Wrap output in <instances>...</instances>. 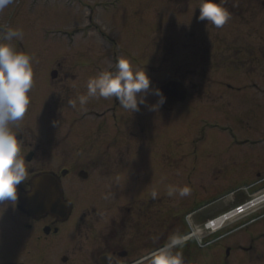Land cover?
Returning <instances> with one entry per match:
<instances>
[{
	"label": "rangeland",
	"instance_id": "1",
	"mask_svg": "<svg viewBox=\"0 0 264 264\" xmlns=\"http://www.w3.org/2000/svg\"><path fill=\"white\" fill-rule=\"evenodd\" d=\"M187 7L188 0H13L0 10L2 24L23 33L22 38L14 39L17 51L33 58L31 102L23 120L13 129L22 132L25 140L34 144L33 160H27L28 152L23 148L20 152L29 170L27 181L33 171L61 170L71 167L73 158L99 152L96 151L99 142L93 148L90 142L84 143L80 150L74 142L100 130L96 126L101 119L99 113L109 106L108 114L113 120H108L109 128H103L101 133H106L110 142L108 150L115 159L112 165L116 168L121 163L125 149V170L137 175L135 188L125 191V202H137V196L153 190L161 193L158 206L167 207L161 202L170 200L176 211L203 202L197 207L200 211L194 213L201 229L205 228V219L234 208L249 199L254 189L264 185V64L236 63L227 65V70L212 71L214 85L210 91L209 84L200 76L202 69L198 64H193V72L186 64L165 69L172 61L168 48L166 55L162 52V56L168 58L162 69L161 66L153 68L155 63L148 60L149 56H154V53L149 55L154 52V46L149 45L158 27L154 18L161 24L157 32L166 33ZM156 10H160L159 15ZM258 20H263L264 24V12L258 15ZM176 22L181 28L189 23L187 16L179 17ZM258 41L264 42V39ZM118 57H127L134 66L145 67L153 89L171 77L184 79L182 76H187V84L193 79L200 81V85L203 82L207 88L191 90L188 100L173 111L162 107L150 111L141 105V110L132 114L122 109L114 97L90 98L86 105L80 106L78 97L86 94L89 78L101 71L114 70ZM53 69L58 72L56 78L51 76ZM178 69L180 73L175 74ZM158 70H162L163 79L156 77ZM146 99L148 104H155L159 97L149 94ZM69 100L76 101L75 108ZM73 177L71 174L64 178V183L66 186L69 183L68 191L75 200L94 201L96 193L82 189V183L71 180ZM261 179L262 183L253 186ZM245 184L250 186L248 190ZM170 186H188L191 194L181 198L177 193L170 198ZM112 200L122 201L123 193H115ZM204 205L208 206L201 209ZM83 207L78 204L76 209ZM106 208L99 210L106 214ZM76 209L73 217L79 216ZM107 211L113 214L116 209ZM259 213H264V207L246 218ZM9 216L20 217L18 206L17 209H0V226L5 219L10 223ZM48 220L40 224L45 225ZM244 221L245 218L236 222L234 219L235 223L229 222L224 230ZM181 230L182 234L189 230L187 222L178 233ZM196 243L194 239V248L201 251ZM223 245L233 248L232 264L264 262V215L233 231L227 239L215 242L208 249L202 248L204 262L216 261L224 252ZM7 249L8 246L0 243V258L7 255ZM10 258H1L0 263L10 264L3 263Z\"/></svg>",
	"mask_w": 264,
	"mask_h": 264
},
{
	"label": "flooded vegetation",
	"instance_id": "2",
	"mask_svg": "<svg viewBox=\"0 0 264 264\" xmlns=\"http://www.w3.org/2000/svg\"><path fill=\"white\" fill-rule=\"evenodd\" d=\"M199 2L200 0H188V10L177 15V20L181 16L188 18L189 23L182 25V28L176 20L169 32H157L160 31L161 24L154 18L158 27L153 31L154 40L149 45L150 48L154 46L152 52L154 56H149V61L157 63L162 69V65L168 60L165 57L168 48L172 54V61L167 63L169 66L165 69L175 64H182L190 66L189 70L193 72V64H198L202 69L200 76L209 84L207 87L210 91L214 85L211 78L212 71L227 70V65L236 63L264 64V42L258 41L264 39L263 20H258V15L264 12V0H223V6L229 12L227 20L229 24L225 23L221 28L208 25L206 20L198 19ZM259 6H262V10ZM156 12L159 15L160 10ZM11 42L17 50L15 40ZM162 52L165 53L164 57ZM208 65L214 67L210 69ZM161 71H158L157 77L161 78ZM176 73L179 74L180 69L176 70ZM175 74L173 76H178ZM183 77L182 80L185 82L187 76L181 78ZM190 82H188L190 85L185 82L189 92L203 91L207 88L204 87L203 82L201 85L200 81L193 79H190ZM109 109L106 107L99 113L101 119L96 125L99 131L74 142L79 150L84 143L90 142L93 148L95 143L99 142V148L96 149L99 152H89L73 158L72 166L67 167L69 171L63 176L66 179L73 174L71 180L82 183V189L96 193L95 200H75L74 208L79 204L85 209L77 210L79 216H72L66 221L46 217L50 220L45 225H41L40 222L46 218L36 220L22 211L20 217L9 216L10 223L5 219L0 226V243L9 247L6 251L7 255H2L1 258L11 256L9 262L3 263L147 264L150 254L168 242L170 236L177 235L178 229L186 223L184 216L171 206L170 200L161 202L167 204V207L158 206L160 202L158 199L161 198V193L158 191L155 199L152 198V192H147L137 197L134 195L137 202L130 200L125 202V191L131 192L135 188L133 183L137 175L128 174L125 170V149L121 163L116 168L112 165L115 159L108 150L110 142L106 133H101L104 131L103 128H109L108 120L113 119V116L110 117L108 114ZM19 133L21 134L19 140L25 141L21 145L25 153L33 150V142L26 141L23 133ZM123 145L125 147V140ZM35 153L34 150V156ZM62 169L57 171L60 172ZM34 173L35 171L31 175ZM84 173L87 175L85 179L81 177ZM28 182L29 180H26L21 185L28 186ZM119 188L122 190H118ZM117 192L123 193V200L110 201L111 196L114 197ZM129 198L131 197L126 199ZM141 200L143 202L139 205ZM18 205L17 203L16 207L12 204L8 207L0 205V208L17 209ZM105 207H107L106 214L99 210ZM110 208L116 209L115 213L108 214L107 209ZM47 225L50 227V232L45 233L44 229ZM222 247L224 252H221L222 254L211 264H232V248L228 254L226 246ZM179 250L182 251L186 264H209L204 262L200 251H196L192 245ZM248 264L256 263L248 261Z\"/></svg>",
	"mask_w": 264,
	"mask_h": 264
},
{
	"label": "clouds",
	"instance_id": "3",
	"mask_svg": "<svg viewBox=\"0 0 264 264\" xmlns=\"http://www.w3.org/2000/svg\"><path fill=\"white\" fill-rule=\"evenodd\" d=\"M13 0H0V10H3ZM200 21H207L216 28H221L229 19V12L223 6V0H200ZM22 31L5 28L0 34V205H15L18 199L17 188L28 177V166L20 155L22 140L18 139V122L22 121L28 111L33 87L32 57L17 51L10 43L22 38ZM151 79L145 67L134 66L127 57H118L114 70L101 71L87 81V92L78 97L80 106L88 103L90 98H115L119 106L130 112L141 110V105L150 111H158L166 102L162 90L151 87ZM153 94L159 97L155 104H148L146 97ZM73 108L76 101L68 102ZM186 197L191 194L188 186L168 189V195L174 194ZM152 198L158 193L153 190ZM185 238L180 235L169 237L162 247L150 254L148 264H186L182 251Z\"/></svg>",
	"mask_w": 264,
	"mask_h": 264
},
{
	"label": "water",
	"instance_id": "4",
	"mask_svg": "<svg viewBox=\"0 0 264 264\" xmlns=\"http://www.w3.org/2000/svg\"><path fill=\"white\" fill-rule=\"evenodd\" d=\"M57 72H53V77ZM167 98L163 104L167 109H174L179 101H184L188 90L182 82L170 81L161 87ZM32 158V153L28 157ZM32 189H17L21 200L20 208L36 218L49 214L60 219H67L71 213V204L65 200L60 177L54 172H41L31 180Z\"/></svg>",
	"mask_w": 264,
	"mask_h": 264
},
{
	"label": "bare ground",
	"instance_id": "5",
	"mask_svg": "<svg viewBox=\"0 0 264 264\" xmlns=\"http://www.w3.org/2000/svg\"><path fill=\"white\" fill-rule=\"evenodd\" d=\"M261 204H264V191H262L261 193L258 192V194L255 195V198L249 202H247L246 204H244L243 209L245 211H249ZM239 210L234 209L231 210L229 212H227L226 214L220 215L216 218H214V220L210 223H208V227L212 228V229H218L221 226L225 225L228 221L230 222L231 220H233L234 218H236L239 215ZM198 227L195 228V232L194 234L198 233L197 231Z\"/></svg>",
	"mask_w": 264,
	"mask_h": 264
}]
</instances>
